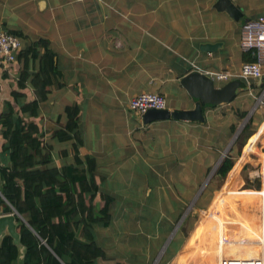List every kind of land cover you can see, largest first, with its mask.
<instances>
[{"label":"crops","instance_id":"1","mask_svg":"<svg viewBox=\"0 0 264 264\" xmlns=\"http://www.w3.org/2000/svg\"><path fill=\"white\" fill-rule=\"evenodd\" d=\"M218 1L0 0V29L18 36L23 50L46 41L55 66L46 98L40 100L30 84L38 61L27 69L25 88L20 90L23 63L16 59L5 68L0 59V113L7 102L18 111L21 105L37 100L38 117L23 118L34 121L44 134L43 141L51 147L50 165L67 167V174L79 181L90 178L85 157L93 159L91 177L98 195L112 197L110 224L92 230L106 257L95 264H152L158 258L163 264L179 252L171 233L226 155L237 119L246 113L244 102L250 100L246 92L263 89L264 77L251 90L240 87L230 103L203 109V122L169 119L144 125L142 117L129 110L131 99L141 93L163 96L170 111L192 109L194 102L180 81L193 71L228 73L233 75L230 81L239 80L247 58L239 48L241 27L264 14V0H230L239 9L235 16L217 9ZM207 44L216 45L214 51L201 49ZM215 83L220 87L227 82ZM14 91L24 97L14 102ZM72 106L79 109L82 165H77L73 155L74 140L52 138L54 131L64 130L66 109ZM256 112L253 134L228 176L233 183L240 181L241 164L255 153L253 157L261 156L259 168L260 163L264 166V105ZM2 130L0 125V149ZM0 164H9L6 152L1 153ZM228 187L227 194L232 199L242 197V205L256 198L254 192L233 191L230 183ZM104 201L95 200V216ZM232 209L239 221L235 205ZM216 221L211 246L216 245L219 257L227 247L253 245L257 249V240H241L238 232L225 230L221 219ZM248 225L242 224L250 232ZM200 231L197 226L178 255V264L184 263V251ZM77 239L87 241L84 236ZM256 255L257 250L234 256L252 259Z\"/></svg>","mask_w":264,"mask_h":264},{"label":"trees","instance_id":"2","mask_svg":"<svg viewBox=\"0 0 264 264\" xmlns=\"http://www.w3.org/2000/svg\"><path fill=\"white\" fill-rule=\"evenodd\" d=\"M16 59L23 63L18 80L20 90L25 88L27 69L38 61V71L31 76L30 84L39 99H45L50 76L55 74L54 55L47 48V42L40 40L21 49ZM255 60L247 54L246 62ZM241 87H246L243 81ZM11 96L16 102L24 94L14 91ZM78 112L77 106L68 107L64 130L54 131L52 138L59 142L74 140L73 155L77 165H82ZM24 115L27 119L38 117L37 100L21 105L18 111L7 102L0 113V125L4 128L0 155L6 152L9 156V164H0V216L16 211L25 220L16 218L19 241L24 248L22 264H95L98 259H105L103 250L93 239L92 230L110 224L109 207L113 200L108 195H98V186L91 177L95 171L94 160L85 157L90 178L79 181L67 174V167L51 166V147L43 141L44 134L38 125L25 120ZM246 115L242 113L240 117ZM252 134L249 124L246 125L237 138L239 147H243ZM233 166L232 157L227 155L217 168L216 177L225 179ZM98 198L105 201L95 216L94 202ZM81 236L87 241H79L77 238ZM18 256L19 249L13 239L3 236L0 264H17Z\"/></svg>","mask_w":264,"mask_h":264},{"label":"rangeland","instance_id":"3","mask_svg":"<svg viewBox=\"0 0 264 264\" xmlns=\"http://www.w3.org/2000/svg\"><path fill=\"white\" fill-rule=\"evenodd\" d=\"M250 92L251 94L248 91L246 92V97H249L250 99L249 102H244V109L246 110L247 117H238L237 120L239 124H237L236 132L243 126V124H245V126L249 124L250 130L256 127V123L258 121L256 109L262 106V104L260 103V98L262 103L264 102V84L263 89L257 91L252 90ZM241 132L239 135H241ZM233 135H235V133ZM243 147H239V142L237 141V139L232 142V144L230 143V146L226 151L227 153L225 154L226 156L229 155L232 157L234 165L242 156ZM259 154L260 153H257V157H253L256 155L255 153L251 157V159L249 157L241 164L239 172L240 181H236L235 183H233L232 180H228L230 172L223 180L217 178L215 174L212 175V177L208 180L206 186H204L201 195L194 201L193 204L189 205V207L185 209L184 213L186 212V216L183 220L178 221L177 225L179 226L177 231L171 233V235L173 234L171 238L173 247H175V249L179 248V252L174 253L175 255L172 254L171 257L173 259L171 258L169 259V261H166V263L164 262L165 264H178L177 257L184 249L191 234L197 228V226H199L202 231H200V234L194 240V243L191 246H188L186 251H184L185 258L183 260V264H217L218 260L221 257H219L216 245L214 244L213 246H211V243H213L212 239L215 236L214 231H216L217 229L215 226L217 224L216 219H221L224 222L223 226L226 231L238 232L239 237L237 238H240L241 240H258V197L256 196L255 199H249L246 205H242V201L240 200L242 197H236L238 199H232L233 195H228L227 189L229 188V183L233 191L237 189L240 192L250 191L254 192L255 194L257 189L261 188V180L256 176L257 171L260 169L259 162H261V156ZM224 158L225 156H222L220 162H222ZM220 162L218 161V163H216L214 167L215 169H217V166L221 164ZM206 181H204L203 185L206 183ZM220 200H222L221 203H219ZM233 205H235L236 211L239 213V221H235L236 217L232 209ZM241 216L243 217V219ZM245 222L247 223V225L248 223H251L248 225L250 232L246 231L242 226V224ZM254 250H257L258 254V247L256 249L255 247H253V245H246L244 247H227L226 250L224 249V256L235 257V254L240 256ZM231 251H234V254L231 255ZM164 255H162V257H164ZM160 261L158 258L152 264H160Z\"/></svg>","mask_w":264,"mask_h":264},{"label":"built area","instance_id":"4","mask_svg":"<svg viewBox=\"0 0 264 264\" xmlns=\"http://www.w3.org/2000/svg\"><path fill=\"white\" fill-rule=\"evenodd\" d=\"M239 48L243 53L250 54L256 60L242 64L237 78L246 84L251 90L253 83L262 80L264 77V14L256 19L246 20L240 33ZM22 49L21 39L13 34L0 29V59L5 68L16 62V56ZM214 82H228L233 75L228 73H207ZM262 96V95H261ZM260 96V97H261ZM259 101V100H258ZM260 103H262L260 98ZM264 105V103H262ZM128 108L137 116L143 115L151 109H166V100L159 94L141 93L136 95L129 102ZM257 177L261 180V188L255 192L258 197L259 224H258V254L252 259L238 257H221L217 264H264V166L260 165ZM16 211H13L15 213ZM17 213V212H16ZM19 215V214H18ZM224 243H228L226 237Z\"/></svg>","mask_w":264,"mask_h":264},{"label":"water","instance_id":"5","mask_svg":"<svg viewBox=\"0 0 264 264\" xmlns=\"http://www.w3.org/2000/svg\"><path fill=\"white\" fill-rule=\"evenodd\" d=\"M216 8L217 9L223 8L231 16L233 15L235 16V13H238L239 11V9L235 7L230 0H219L218 3L216 4ZM215 47L216 45L207 44V45H202L201 49L206 52H212L214 51ZM180 83L181 86L188 93L189 97L194 102V107L189 110H180V111L177 110L170 111L168 109L148 110L142 117V122L144 125L149 124L153 121H161V120H169V119L176 121H187V122H203L204 121L203 107H215L230 103L235 98L236 93L241 87V82L239 80H232L227 82L225 85L217 87L216 83L210 77L202 73H199L197 71H193L185 75L181 79ZM244 127L245 124H243V126L235 133L231 141V144L237 139L238 135L240 134L241 130ZM224 156L226 155H223V157ZM218 167L219 165L217 166V168ZM216 171L217 169H214L209 174L206 183L199 189L195 200L201 195L204 186H206L208 180L212 177V175L216 173ZM185 216L186 214L182 217L181 220H183ZM16 218H19L22 222H25V220L16 212L0 216V237L3 234H6L13 239V243L19 249L18 264H22L24 258V248L21 246L19 241L20 236L16 229L17 228ZM178 226L176 227L175 231H177Z\"/></svg>","mask_w":264,"mask_h":264}]
</instances>
